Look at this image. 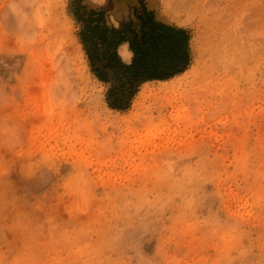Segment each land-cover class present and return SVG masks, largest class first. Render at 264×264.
Wrapping results in <instances>:
<instances>
[{
  "label": "rangeland",
  "instance_id": "374dc122",
  "mask_svg": "<svg viewBox=\"0 0 264 264\" xmlns=\"http://www.w3.org/2000/svg\"><path fill=\"white\" fill-rule=\"evenodd\" d=\"M177 1L0 0V264H264V0ZM140 3L190 62L118 108L73 10Z\"/></svg>",
  "mask_w": 264,
  "mask_h": 264
},
{
  "label": "trees",
  "instance_id": "16d2710c",
  "mask_svg": "<svg viewBox=\"0 0 264 264\" xmlns=\"http://www.w3.org/2000/svg\"><path fill=\"white\" fill-rule=\"evenodd\" d=\"M109 8L77 6L73 12L91 72L108 84L112 106L121 108L140 84L185 70L190 62L189 34L158 20L142 3L131 7L116 24L106 20ZM122 45L130 53L128 60L119 54Z\"/></svg>",
  "mask_w": 264,
  "mask_h": 264
},
{
  "label": "bare ground",
  "instance_id": "6f19581e",
  "mask_svg": "<svg viewBox=\"0 0 264 264\" xmlns=\"http://www.w3.org/2000/svg\"><path fill=\"white\" fill-rule=\"evenodd\" d=\"M167 2H168V4H169V6H170V8H171V5H172V3H173V0H167ZM177 2H179V0L177 1ZM180 6H182L183 7V2H179L178 3V6H177V4L176 5H174V6H172V13H175V14H178V12H179V10H177ZM182 9V8H181ZM121 53V55H124L125 56V58H128V56H129V52L123 47L122 48V50L120 51ZM123 56V57H124Z\"/></svg>",
  "mask_w": 264,
  "mask_h": 264
},
{
  "label": "crops",
  "instance_id": "0c3cea01",
  "mask_svg": "<svg viewBox=\"0 0 264 264\" xmlns=\"http://www.w3.org/2000/svg\"><path fill=\"white\" fill-rule=\"evenodd\" d=\"M121 47H125V48H126V46H125V45H122ZM121 47H120V48H121ZM120 48H119V49H120ZM126 50H127V49H126ZM118 51H119V50H118ZM127 51H128V50H127ZM128 52H129V51H128ZM119 54H120V52H119ZM120 56H121L123 59H125V60H128V59H129V56H130V53H129V56H128V58H124V57H123L121 54H120Z\"/></svg>",
  "mask_w": 264,
  "mask_h": 264
}]
</instances>
